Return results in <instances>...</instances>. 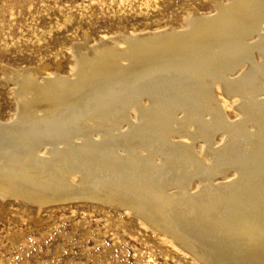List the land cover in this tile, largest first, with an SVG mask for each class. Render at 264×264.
Here are the masks:
<instances>
[{
  "label": "bare ground",
  "instance_id": "obj_1",
  "mask_svg": "<svg viewBox=\"0 0 264 264\" xmlns=\"http://www.w3.org/2000/svg\"><path fill=\"white\" fill-rule=\"evenodd\" d=\"M263 22L264 0L217 2L183 32L78 46V65H94L75 79L36 86V68L0 122V195L128 207L204 264H264ZM216 86L237 97V118Z\"/></svg>",
  "mask_w": 264,
  "mask_h": 264
},
{
  "label": "rangeland",
  "instance_id": "obj_2",
  "mask_svg": "<svg viewBox=\"0 0 264 264\" xmlns=\"http://www.w3.org/2000/svg\"><path fill=\"white\" fill-rule=\"evenodd\" d=\"M217 2L229 0H0V122L14 119V95L32 84L29 76L36 68L45 67L36 86H47L44 80L56 76L75 79L78 68L86 72L94 65L87 59L78 65V46L93 47L120 35L183 32L194 13L213 16ZM259 33L264 34V22ZM5 68L19 74L17 82L4 84ZM33 89L32 97L42 98L44 89ZM213 93L225 114L237 118V97L224 96L219 86ZM202 148L199 142L193 147L198 154ZM18 197L0 195V264H204L128 207L91 199L38 207Z\"/></svg>",
  "mask_w": 264,
  "mask_h": 264
}]
</instances>
